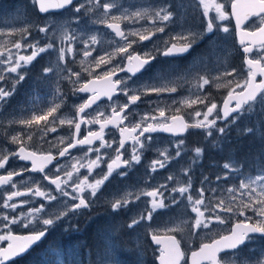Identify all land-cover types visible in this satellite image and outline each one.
Returning <instances> with one entry per match:
<instances>
[{"label":"snow or ice","instance_id":"snow-or-ice-1","mask_svg":"<svg viewBox=\"0 0 264 264\" xmlns=\"http://www.w3.org/2000/svg\"><path fill=\"white\" fill-rule=\"evenodd\" d=\"M225 2L230 3V8L232 15L236 20V27L239 34V43L243 47V52L246 54L244 63L246 66V76L242 80H229L227 85L235 84L227 94L226 99L223 102V115L217 113L212 119L214 110L217 109L216 103H211L207 106V111L203 114L202 120H197L193 124H189L184 121L183 117L172 115L170 120L165 117V111L163 109L159 110V117L164 118L163 120L157 121L156 116H151L152 121L156 123H147L149 116H142L139 123L131 124V126L121 127L124 120L128 119L125 115V110L129 108L130 104L126 103L119 105L118 102L113 101L111 105V115L105 117L101 120L104 115L102 111L97 109V114L93 115L92 118H88L85 114L86 109L91 108L93 105L97 104L100 95H104L108 100H112L114 93L119 90L123 93L131 104H135L140 100L141 94L148 93H163V92H175L177 89L175 87L160 86H145L143 91L137 90L132 95H128L131 90L127 80L131 79V76L124 79H117L113 81L111 78L117 72H128L132 76H135L137 72L148 65L151 60L155 59V56L149 52H145L143 56L140 54L129 53L128 49L132 47L135 41H129V36H139L140 41L149 40L152 35L156 32H164V27H156L154 31L148 32V34H143L139 31H130L127 34L121 28L120 21L135 19V18H149L155 24L157 21L172 22L174 17L178 14V10L181 5L178 3H166L165 5L159 7L158 10L153 9L151 15H149L148 9L137 10L134 12H125L120 15L112 14L113 9L119 10V6L116 3L105 2L102 3L101 0H90L91 7H86L85 4L74 5L73 10L76 13H80L84 10L85 13L95 11L97 14V20L94 23L102 24L115 33L116 37L125 41L122 46H119L112 52H105L104 55H98L93 58V63L95 67H100L102 64H110L112 59L115 58L120 53H127L126 56L122 57V60L127 61L125 67H120L119 65L113 67L109 71L103 74V79L107 82V88L99 93L98 90L93 86L95 84V79L88 81L87 83L80 84L78 87L74 88V93H91L92 95L82 104L77 106V119H60L54 117L51 123H49V117H53V114L57 112L60 105L56 104L46 111H41L40 114L31 115L29 118L20 119L15 121L21 125L28 128H32L33 125L39 127L41 122H44L45 127L40 129L45 135L48 131L55 132L56 128L52 125L56 124L57 120L60 125L68 124L70 127L74 128V132L71 134V140L66 146L60 148L56 156L48 153L38 154L35 151H28L24 146L23 141L20 138V134L13 135L11 140L13 143L19 144V151L16 153H11V155L17 156L20 160L31 161V171L39 172L42 175L43 180H47L51 185L55 186V190L59 192L60 196L69 197L73 203L68 211H62L58 214H50L47 210L46 205L40 204L37 207H33L27 212L18 213L15 216H10L8 212L0 214V244L7 241L6 247H0V264H8L15 257H19L26 253L29 249L36 245L43 237H45L48 228L53 226L57 221L63 219L69 215V212L75 214L78 210L86 209L90 207L91 201L86 199L84 193L86 190H90L89 195L91 197H96L97 192L105 184L106 181L112 176L113 172H116L117 176L125 177L128 175L127 171H117L118 169H130L134 164H139L141 162V150L145 148V141H151L152 137L147 136L145 140H141L145 133H153L157 131H162L170 133L176 136H182L189 128L193 129H203L208 137L213 136V129L218 134H225V127H215L217 120L224 119L228 120L230 116L232 119L230 123L235 124L238 120L242 118V115L246 112H251L253 109H259L264 112V0H250L249 3L241 4L240 0H225ZM225 2H217V0H198V6H202L203 12L202 16L208 17L209 12H215V16L208 18L205 23V29L207 32H213L214 21H226L229 19V14L225 9ZM31 3L37 7L40 13H48L51 9H65L70 5H73V0H31ZM240 8H244L243 17L239 11ZM250 17H255L253 20V26L250 29H245L242 27V20H248ZM38 27L40 33L48 34L51 25L45 24L43 27ZM217 30L224 33H229V28L227 26L215 25ZM20 35L19 40L11 41L12 48H15L17 52L13 54L11 49L5 47L0 50V64L5 65V67L0 70V81L5 80L6 76L4 73H15L13 86L10 90H5V88L0 87V104H6L7 98L10 97L15 92V85L22 82L25 79L26 73H21L19 70L22 67H27L41 54L48 52L49 50L56 49L55 42H47L44 46L39 45V41L32 43L27 40V36L31 35V32L27 28L21 29L19 32L16 30L3 31L0 35ZM201 34L192 32L189 30L187 34H181L178 37H173V42L170 46H166L163 55L164 56H174L188 52L193 45L197 42ZM77 40V36L74 33H69L64 30L61 42L66 44V47H60L58 49L59 60L65 61L66 55L74 51V43ZM83 43V56L90 57L92 53L96 51L95 46L100 43L97 35H91L87 40L82 41ZM22 48L33 49L30 55H20L19 51ZM255 53V55H253ZM15 55V59H14ZM23 62V63H21ZM135 62V63H133ZM84 64V61H81ZM91 65L85 68L84 71L88 72L89 76L92 75L90 70ZM70 71V70H69ZM44 73L53 72V67L49 66L43 69ZM236 69L231 71L225 70L222 74L223 76H234ZM71 76L76 77V81L80 80V73L73 72ZM71 76L68 79H71ZM261 77L257 81V77ZM11 79V77H8ZM100 77H96L99 79ZM208 78H201L199 87L203 88L204 85L209 84ZM227 85L218 84L217 87H225ZM239 88L240 91L236 92ZM233 101H235L234 106H232ZM186 104L191 106L195 103H204V99L197 97L196 100H186ZM119 108V111L117 110ZM236 115L233 116L232 114ZM201 112L196 111L195 117L199 118ZM146 126L141 127L142 124ZM82 124H99V131L88 130L87 134L83 138H78L80 135ZM108 125H113L119 130L120 139L118 141H105L104 140V130ZM243 134L252 135L264 139V127L260 125L253 124L252 126H247L243 129ZM31 135H28V140H31ZM131 140V154L129 158H124V153L121 151L125 148V144ZM96 141H100L99 147L93 148L92 146ZM115 142L117 147L113 149L114 156H110V162L107 163L106 172H101L100 178L94 179V182L89 183L87 176L78 182H74L72 187V192H68L62 185H68L69 181L73 180V173H79L80 168H86L89 173L96 167H99L100 163L103 161L104 153L100 154L102 148H112V143ZM59 143L63 144L64 139H59ZM184 144V140L181 139L176 144L177 151L175 156L179 157L181 155L180 148ZM80 148L83 150V155L81 157L73 156L72 159L76 163L71 165L72 171H67L64 165L58 162V158H63L66 156H71L69 152L70 149ZM95 151L97 153L95 159H88L89 154ZM197 158L201 157L204 149L196 147L194 149ZM165 159L169 158L167 151L160 153ZM56 160L57 164L54 165V172L50 175L45 172V168L52 164ZM86 160L87 162H82ZM8 161V155L5 154L0 156V169L5 167ZM79 165V167H77ZM157 167L164 168L165 162L162 160H154L151 164V170L155 172ZM223 169L227 170L223 176L217 175L216 180L227 179L229 172H240L245 168V163L240 161H229L222 165ZM251 167L255 168L258 174L249 175L245 179H241L237 186L228 188L227 192L229 196L227 198H222L216 196L215 188H206L204 186L193 189L191 177L187 181L179 186L173 187L170 192L178 193L180 197L187 200L190 205V212L194 213L193 222L190 225L192 231H200L202 229H210L214 223L224 224L228 218L231 216L244 217L243 220H238L234 226L231 228L227 235H219V238L211 239L208 243H202L199 246L198 251L191 252V264H264V250L260 253L244 257L240 252L241 246L245 245L246 242L255 239L253 234H259L264 237V150L261 151L256 157L253 158ZM27 169H22L21 171H26ZM191 169L185 170V175ZM63 172L64 178L61 177L60 173ZM21 172L9 171L7 175H0V186H7L11 184L12 188H16V183L13 181L14 175H20ZM169 180L173 177L169 176ZM205 181H208V177L205 176L200 181L203 185ZM209 183H211L209 181ZM161 188H166V185H161L160 187L153 188L152 191H142L136 196L138 200L140 195L150 197L149 201L151 204V209L146 210L145 213H140L138 218H133L131 224L128 227H133L138 225L141 221H152L153 213L158 208H165L163 192ZM207 192H212L213 197H206ZM236 193H239L240 200H237ZM131 193H127L125 197L121 199H116L112 204V208L119 210L125 207L130 201L128 196ZM29 197V199L20 201L19 204L13 203V198L15 197ZM33 197L43 198L45 201H57L58 197L52 194V190H42L39 183H36L35 187H26L24 191L15 190L11 191L10 194L2 202V208L5 210L15 211L20 205L31 204ZM207 200V202H206ZM172 204H178L176 196L173 195L171 198ZM251 212L253 215L248 216L247 213ZM207 213V215H206ZM220 213L229 214L228 216H221ZM26 221V222H25ZM39 224V228H33L31 233L26 236L13 234L11 228L13 225L20 224L21 227L29 228L33 223ZM182 228L169 229L172 231H182ZM152 241L156 245H160V252L158 259L160 264H181L184 259L185 253L181 251L180 240L176 238L175 235H167L161 237L159 234H152ZM223 253V255H221Z\"/></svg>","mask_w":264,"mask_h":264},{"label":"rangeland","instance_id":"rangeland-1","mask_svg":"<svg viewBox=\"0 0 264 264\" xmlns=\"http://www.w3.org/2000/svg\"><path fill=\"white\" fill-rule=\"evenodd\" d=\"M166 1L178 3L181 5V8L178 10V14L176 15V17H174L176 19H178L179 17L180 20H183V18L186 17V15L180 13V11L185 7L186 4L190 5L194 2V0H101L102 3H116L119 6V10L113 9L112 12V14L116 15H120L125 12L130 13L142 9H148L149 15H151V11L153 9L158 10L159 7L163 5L157 6L151 5L150 3ZM79 4H85L86 7H91L90 0H80V2H78L76 5ZM37 12V7L31 3V0H0V32L11 30H16V32H19L21 29L27 28L31 32V35L27 36L28 41L36 43V41L38 40L40 46H44L47 42H55L56 49L41 53L33 61H39V69L41 70V87L50 84L51 89L47 87V93L51 91V101L54 105H60V89L63 87V83L71 84L70 87L64 86V88L67 89V92L74 94V88L78 87L80 84H83L84 78H93L96 77L98 73H102V71H96V73L91 71V76H89L88 72H85L86 74H84V69L88 68L90 65L91 68L105 67L107 68L105 69V71L117 65H119L120 67L125 66L126 60H122V57L126 56L127 53H120L112 59L110 64H102L100 67H95L93 63L94 57L98 55H104L106 51L112 52L125 43V41L117 38L115 34L112 33L106 26L94 23V21L98 18L95 11L85 13L84 10H82L80 13H76L72 8V10L66 14L50 15L46 17L38 15ZM214 16L215 15H208V17H204L201 15V40H204L206 36L214 34L212 35V39L210 40L211 45H213L214 47L215 45L217 47H220L221 52L213 53L212 57L207 59V61L204 59V57L195 60V65H192V69L193 74L196 76H192L191 80L185 79L186 87L183 91V94L179 98H170L172 103L181 104L187 113L192 115L195 119L199 120L203 119V114L207 111V106H210L211 103L217 104L219 101L222 102L225 96H227L228 92L233 87H235L234 83L232 85H227V81L235 79L242 82V80L246 76V66L243 63L242 55L238 53V44L236 41H233V47L231 46L228 51V54L232 56L228 57L226 60L222 58L224 50V45L222 42H224V40L222 41L219 34L222 33L223 35H225L226 40L230 39L229 44H231L232 39L229 34L227 36V33L217 30L215 25L226 26V21L215 20L213 32L206 31V20ZM151 21V19L145 17L142 19L135 18L122 20L120 21V24L122 30H124L126 34L130 31H139L143 34H148V32H152L155 30L153 26H145L148 22ZM46 23L51 25L52 28H50L48 34L40 33L37 26L43 27ZM180 23L181 21H179V24ZM184 28L185 26H183L180 30L175 31V33H173L175 37L180 36L182 34L181 31ZM64 30H67L69 33H74L77 36V40L73 45L74 51L66 55L65 61H60L58 58V49L60 47H66V44L61 42V37ZM156 33L160 36L156 43L152 46L161 48L162 45H164V42L169 40V37L161 35L160 32ZM91 35H97L100 43L95 46L96 51L92 53V56L84 57L82 41L87 40ZM137 37L139 36H132L133 41H135L132 46L139 42V39ZM19 39L20 35L18 34L0 35V50H3L5 47H7L11 49V52L13 54H15L17 50L15 48H12L11 41ZM32 50L33 49L31 48H22L19 51V54L30 55ZM128 52L132 53V47L128 49ZM0 59H3V57H0ZM82 60L84 61V64H81ZM203 60L206 62V67L203 64ZM36 66L37 63L35 65L31 63V65L22 67L19 71L23 73L24 69L33 68ZM49 66L53 67V72L44 73L43 69ZM4 67L5 65L0 64V70H2ZM233 68L236 69V73L234 74V76L222 75L225 70L231 71ZM73 72L80 73V80L76 83H74V81H76V77L71 76V73ZM4 75L6 76V79L0 81V87L4 88L3 84L6 83L13 85L16 74L4 73ZM70 76L71 79H68V77ZM8 77H11V79ZM25 77L28 78L27 70ZM202 77L208 78L210 81V83L204 85L203 88L199 87V83L201 82ZM169 84L170 81L165 80L163 82H160L159 86L157 87ZM218 84L227 86L217 87ZM17 85L18 84H16L15 86ZM146 86H149V84ZM239 91L240 89L237 88L236 92ZM197 97L204 99V103H195L191 106L185 103L186 100H196ZM45 99L43 98V100ZM219 104H217L216 110H219ZM196 108H200L201 110V116L199 118L195 117V112L199 110ZM216 110H214V112ZM2 116L3 119L7 120L5 121V135L13 129L12 124H14L19 117H9L7 116V110L0 108V117ZM24 118H29V116L24 115ZM42 124L44 128L45 124ZM253 124L264 127V112H261L259 109H253L251 112L244 113L242 115V118L235 124L228 122L225 125L218 126L226 128L225 134H218L215 132V129L213 130L214 133L211 137H208L206 136V134H204L202 136L200 144L207 148L204 149L202 156L199 158L196 157L194 152V149L196 147H200L199 143L184 147L182 145L180 148V156L182 157L183 161L180 165L177 164L174 153L170 155V158L172 157L170 166H167L168 163L164 161L165 167L163 169L157 167V170L155 172L151 170L150 173H147L146 177L144 176L146 175L145 172H141L143 175L137 174L136 172L135 177L132 179V181L123 180V183H116L114 181L109 185L102 186V197L106 199L108 203V205L104 209H102L103 214L105 213L106 215L107 213V216L105 217V221L107 222L105 228H119L121 232L127 233L122 235L123 242L121 245H118L115 248L110 245V247H107V250H101L103 252V255L100 259L98 256L97 259L98 261H101L105 258V260L102 262H97V264H114L115 262V264H122V262H124L125 256H131L134 259L136 258L137 264H157L156 260L159 257L160 251L151 249L147 243L146 246H142L140 243L141 240L146 241L149 234H171L178 236L186 245L187 254H190L192 251H197L202 243H208L211 239L219 238V235H227L234 224L238 220H243L244 217L231 216V218H228L226 220V223L224 224L214 223L210 229L192 231L190 229V225L193 222L195 214L190 212V205L188 204L187 200H185L183 197H180L178 193H171L170 190L173 187H179L183 185L187 181V179L191 177L193 189L201 186H204L206 188H215L216 196L227 198L229 196V193L227 192L228 188L237 186L241 179H245L249 175L258 174L256 169L251 167L254 158L253 156L255 155L252 151H250L249 146L243 149L239 146H235V143L233 141V139L239 140L241 138H247V140L252 139L253 142H255L254 140H256L258 141V144L262 146V148H260L261 153V151L264 150V139L252 135L243 134V129L247 126H252ZM66 125L68 124L60 125L58 122H56V124L52 125L56 128L55 132L48 131L46 135L41 132V134H38L37 136L36 134H33L31 140L36 141L38 145H40L43 142L50 140L56 136L53 139V142L56 143L57 146H59V139L63 138L64 142L66 141V138L61 135V133L65 131ZM62 128H64V130H62ZM171 147L172 145L170 143H166L163 146L160 144H154L153 146L148 147L147 150H153L159 153L158 159L162 160L163 156L160 153ZM212 151L216 152L217 161L216 166L212 167L214 169L211 170L210 154L212 153ZM229 161L244 162L245 168L240 172H229L227 179H221L217 181L216 176L218 174L223 176L227 171L223 169V163ZM189 168L191 169V171H189L186 176L185 170ZM169 176H172L173 179L169 180ZM205 176L208 177V181H205L204 184L201 185L200 181ZM209 181L211 183H209ZM161 185H166V188H161L160 190L161 192H163L164 203L168 206L165 208L156 209L153 213L152 221L144 220L141 221L138 225L128 227L134 217L138 218L140 213L146 214V210L151 209V204L149 202L151 200L150 197L140 195V198L137 200L136 196L142 191H152L153 188L160 187ZM100 192L101 191L99 190V195ZM127 193H131V195L127 197L130 202L125 207H122L119 210L113 209L111 204L116 199L125 197ZM173 195H175L177 200L179 201L178 204L171 203V198ZM236 196L237 200L235 201V203H238L241 197L239 193H236ZM206 197L214 198V194L212 192H207ZM58 201H60V199ZM59 208H61V206ZM220 215L228 216L229 214L220 213ZM247 215L252 216L253 214L251 212H248ZM175 228H182L183 230L178 232L168 231L169 229ZM127 238L133 241L138 246V249L130 247L126 242ZM258 244V248L250 246L241 253L244 257L254 256L260 253V249L264 250V244L261 242H258ZM108 255L110 256L111 261L108 260ZM68 261L70 260H66L65 255L59 254L56 264H73L68 263Z\"/></svg>","mask_w":264,"mask_h":264},{"label":"flooded vegetation","instance_id":"flooded-vegetation-1","mask_svg":"<svg viewBox=\"0 0 264 264\" xmlns=\"http://www.w3.org/2000/svg\"><path fill=\"white\" fill-rule=\"evenodd\" d=\"M217 2H225V0H217ZM250 0H246V3H249ZM166 3H174V2H153L150 3L151 5H165ZM73 8V7H72ZM72 8L68 9L67 11L63 12L62 14H66L69 11L72 10ZM226 12L229 14V19L226 20V26L229 28L228 34L231 36L232 42L229 44V40L225 39V35L220 33V38L222 41L224 40L223 45V55L222 58L226 60L228 57H231L228 54V51L230 47H233V41H236L238 44V53L242 55L243 63L245 59V53L243 52V47L240 45L238 36H237V27L236 23L234 21L230 3L225 2V9ZM203 12L202 6H198V0H194L193 3L186 4L185 7L180 11V13H183L186 15L183 20H180L174 18L172 22H163L157 21L155 24L153 21L148 22L145 26H153L156 27H164L165 31L160 32L161 35L169 37V40L164 42V45L162 47H155L152 46L156 43L159 36L157 33L155 35H152L149 40L140 41L137 44H134L132 46V53L134 54H140L143 56L145 52H149L152 55L155 56V59L151 60V62L146 65V67L140 71L135 76L130 75L128 72H117L114 77V80L117 79H124L129 76H131V79L127 80V83L130 87V91L128 95H132L137 90H140L141 92L145 88L146 85L149 84V86L157 87L159 86L160 82H163L165 80L170 81L169 85H166L167 87H175L177 90L175 92H163L160 94L157 93H148V94H141V98L139 101H137L135 104H131L128 100V97L123 95L122 92L117 90L115 95L112 96V100H108L106 97L104 100L100 101L96 105L92 106L89 109H86L85 114L88 118H92L93 115L97 114V109L99 111H102L104 115L101 117V120H103L105 117H108L111 115V105L113 101L118 102L119 105L123 104H130L129 108L125 110V115L128 116V119L124 120L121 127L124 126H131V124L139 123L142 116L148 115L149 120L147 123H156V121L151 120V116H156L157 121L163 120L164 118L159 117V110L163 109L165 111V117L170 120V117L172 115L181 116L183 117L184 121L188 122L189 124L195 123L198 119H195L192 115L186 112L184 110V107L179 103H172L170 98H179L186 87L185 79L191 80L192 76H196L193 74L192 65H195V60L200 59L204 57V59L207 61L210 57H212L213 53L221 52V48L215 47L211 45V39L212 35L206 36L204 40H201V35L197 39L198 42H196L193 47L186 53L174 55V56H164L162 53L166 46H170V44L173 42L172 38L175 37L173 33L175 31L180 30L183 26L185 28L181 31L182 34H187L189 30L192 32L200 33L202 31L201 28V15ZM38 13V12H37ZM39 15V14H38ZM209 15H215V12H209ZM176 17V16H175ZM243 17V14H242ZM255 17H250L248 20H242V27L245 29H250L253 26V20H255ZM179 21L181 23L179 24ZM170 24V25H169ZM229 25V26H228ZM118 38V37H117ZM139 39V37H137ZM120 39V38H119ZM129 40L133 41L132 36H129ZM135 40V39H134ZM255 55V53H253ZM41 61V60H40ZM34 65L37 63L36 67L33 68H26L24 69L23 73H26V70L28 71V78L25 77V79L18 83L17 86H15V92L10 97L7 98L6 104H0V108L7 110V116L9 117H19L17 121L20 119H24V115H28L29 117L34 114H40L41 111H46L47 108L52 107L54 104L52 103V95L51 91L48 92V88L51 89L50 84L44 87H41V70L39 69V61L32 62ZM203 64L206 67V62L203 60ZM245 64V63H244ZM127 65V61L125 63V66ZM122 66V67H125ZM105 67L100 68H90V70L94 73L96 71H102V73H98L96 77H100L99 79H96V77H87L83 79V83H87L90 80L95 79V81H101L103 80V74L110 69L105 71ZM212 69V66H211ZM67 70V69H65ZM68 72V71H66ZM84 71L83 73H85ZM261 77H258L257 81H259ZM69 83H63V87L60 89V107L53 114V117H49V122L53 120L54 117L60 118V119H77V106L85 102L89 96H91V93H69L67 92V89L64 88V86L70 87L71 84ZM5 90H10L12 88V84H3ZM48 87V88H47ZM210 89V88H209ZM42 90V94H41ZM74 95V96H73ZM227 96L221 101H219L217 104H219L220 108L219 110H216L213 114V116H210V119H212L214 116L217 115V113L221 114V109L223 106V102L226 99ZM43 98H47L43 100ZM198 111L201 112L200 108ZM119 111V108L117 109ZM0 156H3L5 154L8 155V161L5 164V167L3 169H0V175H7L9 171L14 172H21L20 175H14L13 181L16 183V188H12L11 184L7 186H0V214L4 212H8L10 216H15L18 213H24L30 210L33 207H37L40 204H44L47 207V210L50 214H58L62 211H68L73 203L76 201H73L71 199V196L69 197H63L60 196L59 192L55 190V186L51 185L47 180L42 179V175L39 172H31V164L26 163L23 160H20L17 156L11 155V153H16L19 151V144L13 143L11 140V137L13 135L20 134V138L24 143V146L28 151H35L38 154H48L51 153L52 155L56 156L58 153V150L64 146L67 145L68 142L71 140V134L74 132V128L70 127L69 125H66L65 131L61 133L66 138V141L63 144H59V146L56 145V143L53 142V139L56 137H53L50 140H47L43 142L42 144L38 145V143L34 140H28V135L30 134L31 137L33 134H41V130L43 129L44 122H41L39 127L36 125H33L32 128H28L24 125H21L17 122L12 124L13 129L9 131L8 134L4 135L6 126H5V119H3V116L0 117ZM222 119L217 120V124L215 127H218L220 125H225L227 123H222ZM231 121V120H230ZM58 122V120H57ZM146 126L145 124H142L141 127ZM92 131H99L100 125L99 124H82L80 135L78 138H83L84 135L87 134L88 130ZM64 130V128H62ZM214 130V129H213ZM214 133V132H213ZM205 134V131H189L186 133V135L182 137H173V136H166L161 133H145L144 137H141V140H145V137L151 136V141H145V148L141 150V162L139 164H134L132 168L130 169H118L117 171H127L128 175L125 177L117 176L116 172H113L112 176L109 178L108 181L105 182L103 186L109 185L111 182H122L125 181H132V179L135 177V173L143 175L141 172H145L147 176V173H150L151 171V165L154 160L158 159L159 153L153 151V150H147L148 147L153 146L154 144H160L164 145L166 143H170L172 145L171 148L165 150L169 154V158L165 159L163 156L162 161H166L168 163L167 166H170V163L172 162V157L170 158L171 154H174L177 149H175V145L181 140H184V146H190L196 143H199V146L201 145V139L202 136ZM52 135V134H51ZM120 133L117 128H115L113 125H108L106 129L104 130V140L105 141H118L120 139ZM131 140L128 141L127 145H125V148L121 151L124 153V158H129L131 154ZM100 141H96L93 148L99 147ZM117 147V144L115 142L112 143V148H102L100 154L103 155L104 153H107V155H103V161L100 163L99 167H96L92 170L91 173L88 172L86 168H80L79 173H73V180L69 181L68 185H62V187H65V189L68 192H72V187L74 182H78L83 180L86 176L88 178V182L92 183L94 182V179L100 178V173L106 172L107 168L106 165L108 162H110L109 157L114 156L113 149ZM163 151V152H165ZM71 156H66L63 159L59 160L58 162L62 165H64L65 170L72 171L71 165L76 163L75 160L72 159L73 156L75 157H81L83 155V150L80 148L74 149L70 151ZM208 154V152H207ZM97 153L93 151L89 154L88 159H95ZM211 158V170L214 169L212 167L216 166V152L212 151L210 154ZM175 159L177 161V164L180 165L183 161L182 157H176ZM207 161V160H206ZM82 162H87L86 160ZM57 162H55L53 165L45 169V172H48L50 175L54 172V165H56ZM79 167V165H77ZM22 169H27L26 171H21ZM163 169V168H161ZM61 177L64 178L63 172L60 173ZM36 183H39L42 190H52V194L56 195L58 197V200L60 201H45L43 198L40 197H33L31 204H23L20 205L14 212L11 210H5L2 208V202L6 198L8 194H10L11 191L15 190H21L24 191L26 187H35ZM100 195L97 192L96 197H91L89 195L90 190H86L84 193V196L86 199L91 201L90 207L86 209L78 210L75 214L69 212V215L64 217L63 219L57 221L53 226H50L48 228V231L39 241L36 245H33V247L23 256L13 259L8 262V264H40L43 254L47 255V251L49 252L50 257L53 259V263L56 264V261L58 260V255L62 254L66 256V260L68 263H80V264H97V262H102L105 260H99L97 257L99 256V259L103 255L102 249H106L107 247L113 246L114 248L118 245H121L123 242L122 235L126 234L127 232H121V230L109 228L106 229L105 225L107 222L105 221V217L107 216V213L103 214L102 209H104L108 203L106 199L102 197V188H100ZM29 199V197H15L13 198V203L19 204L20 201ZM61 206V208H59ZM101 217V220H100ZM26 222V221H25ZM40 225L36 224L35 222L33 225H30L29 228L21 227L20 224L13 225L11 230L13 234L15 235H21L26 236L29 235L33 228H39ZM131 233V232H130ZM95 235V236H94ZM161 237L165 236V234H159ZM171 235V234H167ZM152 234H149L147 237V240H141L140 243L142 246H146V243L149 245L151 249L159 250L160 248H156L154 244L151 241ZM178 240H180L181 248L183 252L185 253V260L183 264H189L188 258L189 255L186 251V245L184 242H182V239L176 236ZM127 244L130 247H134L138 249V246L131 241L130 239H126ZM258 242H261L264 244V237H255V239L246 242L245 245H243L240 249V252L244 251L246 248L253 246L258 248L259 244ZM7 241L0 244V247H6ZM262 250V249H260ZM127 259L126 257L124 258ZM108 260L111 261L110 256L108 255ZM115 262V261H114ZM67 263V261H66ZM116 263V262H115ZM114 263V264H115Z\"/></svg>","mask_w":264,"mask_h":264},{"label":"water","instance_id":"water-1","mask_svg":"<svg viewBox=\"0 0 264 264\" xmlns=\"http://www.w3.org/2000/svg\"><path fill=\"white\" fill-rule=\"evenodd\" d=\"M78 0H73V5L77 2ZM245 2H246V0H240V3L243 5V4H245ZM73 5H70V6H68L67 8H65V9H51L48 13H40L39 11H38V13L41 15V16H46V15H50V14H58V13H61V12H63V11H65V10H67V9H69L70 7H72ZM239 11H240V13H241V16H242V14L244 13V11H245V9L244 8H240L239 9ZM233 18H234V21H235V23H236V20H235V17L233 16ZM110 30V29H109ZM238 30V29H237ZM111 31V30H110ZM112 32V31H111ZM114 33V32H113ZM115 34V33H114ZM237 36H238V40H239V34H238V31H237ZM119 38V37H118ZM133 63H135V62H133ZM146 67V66H145ZM144 67V68H145ZM143 68V69H144ZM143 69H141L140 71H142ZM140 71L139 72H137L135 75H137L138 73H140ZM130 75H132L131 73H129ZM259 77V76H258ZM258 77H257V79H258ZM112 80H114V77H112L111 78ZM97 90H98V92L99 93H102L106 88H107V82L103 79V80H101V81H95V84L93 85ZM113 95H115V94H113ZM106 98V96H104V95H100V98L98 99V101H97V103H99L100 101H102V100H104ZM234 103H235V101H233V104H232V106H234ZM96 105V104H95ZM94 106V105H93ZM221 114L223 115V106H222V109H221ZM233 116H235L236 114L235 113H233L232 114ZM232 119V116H230L229 118H228V120H224V119H222L221 121H222V123H226V122H228V121H230ZM106 129V128H105ZM189 131H205V130H203V129H193V128H189V130L187 131V132H189ZM187 132H185L182 136H184V135H186V133ZM155 133H161V134H164V135H166V136H173V137H182V136H176V135H172V134H170V133H166V132H162V131H157V132H153V133H150V134H155ZM128 143V142H127ZM127 143L125 144V145H127ZM72 150H74V149H70L69 150V152L70 151H72ZM64 158V157H63ZM63 158H58V161L59 160H61V159H63ZM24 161V160H23ZM26 163H29V164H32V162L31 161H25ZM55 162H57L56 160H54L53 162H52V164H49L45 169H47L48 167H50L51 165H53ZM31 172H33V171H31ZM254 236H259V237H261L259 234H253ZM151 241H152V239H151ZM152 243L154 244V246L156 247V248H160L161 246L160 245H156L153 241H152ZM181 247V246H180ZM30 250V249H29ZM28 250V251H29ZM27 251V252H28ZM181 251H183L182 250V248H181ZM26 252V253H27ZM26 253H24V254H26ZM24 254H22L21 256H23ZM221 255H223V253L221 254ZM21 256H19V257H21ZM19 257H15V258H13V259H17V258H19ZM12 259V260H13ZM184 260H185V256H184V259L181 261V264H183V262H184ZM188 262H189V264H191V255L189 256V258H188ZM157 263L158 264H160V260L159 259H157Z\"/></svg>","mask_w":264,"mask_h":264},{"label":"trees","instance_id":"trees-1","mask_svg":"<svg viewBox=\"0 0 264 264\" xmlns=\"http://www.w3.org/2000/svg\"><path fill=\"white\" fill-rule=\"evenodd\" d=\"M254 140V139H253ZM235 146H239L241 148H246L249 146L250 151L253 152V154L256 157L258 154H260V148H262L261 145L258 144V141L254 140L255 142L252 141V139L247 140V138H241L239 140L233 139ZM249 141V143H248ZM201 148L206 149L207 147L200 145ZM206 151V150H205ZM40 264H54L53 259L50 257L49 252L47 251V255L43 254L42 260ZM131 264H137L136 258L134 259L131 257Z\"/></svg>","mask_w":264,"mask_h":264},{"label":"bare ground","instance_id":"bare-ground-1","mask_svg":"<svg viewBox=\"0 0 264 264\" xmlns=\"http://www.w3.org/2000/svg\"><path fill=\"white\" fill-rule=\"evenodd\" d=\"M95 236V235H94Z\"/></svg>","mask_w":264,"mask_h":264}]
</instances>
